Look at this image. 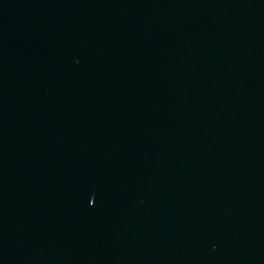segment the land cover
I'll return each instance as SVG.
<instances>
[{"label": "water", "instance_id": "1", "mask_svg": "<svg viewBox=\"0 0 264 264\" xmlns=\"http://www.w3.org/2000/svg\"><path fill=\"white\" fill-rule=\"evenodd\" d=\"M0 264H264V0H0Z\"/></svg>", "mask_w": 264, "mask_h": 264}]
</instances>
